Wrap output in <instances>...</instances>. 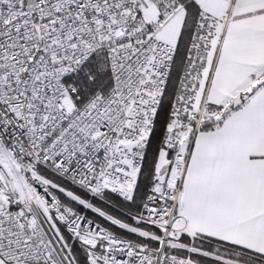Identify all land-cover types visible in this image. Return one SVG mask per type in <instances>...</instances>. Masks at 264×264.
Masks as SVG:
<instances>
[{
	"label": "snow or ice",
	"instance_id": "6c2138e0",
	"mask_svg": "<svg viewBox=\"0 0 264 264\" xmlns=\"http://www.w3.org/2000/svg\"><path fill=\"white\" fill-rule=\"evenodd\" d=\"M0 264H264V0H0Z\"/></svg>",
	"mask_w": 264,
	"mask_h": 264
}]
</instances>
